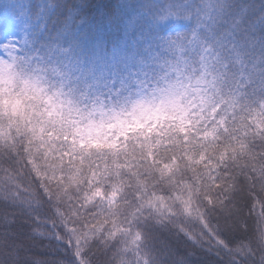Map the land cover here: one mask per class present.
I'll list each match as a JSON object with an SVG mask.
<instances>
[{"label": "trees", "instance_id": "trees-1", "mask_svg": "<svg viewBox=\"0 0 264 264\" xmlns=\"http://www.w3.org/2000/svg\"><path fill=\"white\" fill-rule=\"evenodd\" d=\"M8 25L0 109L47 175L1 181L0 264H264V0H0Z\"/></svg>", "mask_w": 264, "mask_h": 264}, {"label": "rangeland", "instance_id": "rangeland-1", "mask_svg": "<svg viewBox=\"0 0 264 264\" xmlns=\"http://www.w3.org/2000/svg\"><path fill=\"white\" fill-rule=\"evenodd\" d=\"M179 26L178 25H170V27L168 28L169 31H172L174 29H177ZM14 33H13V29L12 26L8 25L1 36V43L3 44L0 47V73L3 74L4 71V64L7 62L8 58L14 54L16 52V41L13 38ZM16 100V101H15ZM13 99L9 102V104L6 106H4L3 108H1L0 110L4 111V113L8 111V108L10 109V111L13 113L14 116H16L17 118H12V120H10V122L15 123L18 121V119L21 121V126L20 128L17 127L18 130L13 131V136L9 137V138H5L4 135H0V143H2L3 145L7 146L12 152L15 153L16 156H18L19 158H17L16 156L12 157V160H9L10 162H12L13 166L9 165L11 167L12 170L14 171H10V170H5L3 169L0 173V189L3 187V183L1 184V181H6L10 175V173L12 172V176L16 177L18 179V175H22L21 177V181H26L28 180L27 177L25 176L26 174L22 173L23 172H33V170L35 171V176L32 175L37 179V180H42L41 178L45 177L47 175V171L46 169L43 170H38V168H32V164L35 166L36 163V167L38 165V163H40V161L38 159H35L31 153L30 150H28L27 152L25 151V149L21 146L20 142H23L24 139L21 136V134L24 132V134H27V132L22 130V126L23 124L26 122V118L29 117H25L22 114V103L19 101V99ZM50 104V111L49 113H51L52 115L57 112V109H55V106L58 104H61V108L64 107L63 105L66 104V106H70V100L69 98H67L66 95H59V96H55L52 97L49 102ZM5 116V115H4ZM56 118V117H55ZM11 119V118H10ZM30 119V118H29ZM4 124V122H3ZM18 125V124H16ZM61 127V126H59ZM56 126H51V132H49V137L52 138V134L55 135L56 132ZM60 131V130H59ZM0 132H4V126L0 129ZM12 134L10 133V136ZM10 139V140H9ZM13 139V140H11ZM16 140V141H14ZM19 143V144H17ZM21 152L18 154L19 149H21ZM2 158H0V162ZM42 162V161H41ZM24 175V176H23ZM92 179V181H94L95 176L91 175L90 177ZM184 178V177H183ZM182 178V179H183ZM9 182H13L16 181L14 178H9ZM188 183V182H186ZM15 184V183H14ZM12 186H8V189H10V191H12V189L15 187V185H19L18 183H16L15 185ZM163 186L165 188H167L164 183ZM162 186V187H163ZM156 187H158V185H156ZM38 188L39 185H38ZM44 191L47 192V189L45 187H43ZM165 190V189H163ZM187 196V195H186ZM186 199V198H185ZM188 205V202L187 204ZM197 208L199 209L200 206L198 205ZM202 209V208H201ZM66 229L68 231V236L69 238H71L73 246L75 247V250L77 252V254L79 256H81V243L79 241V239L76 237L75 233L69 229L68 226H66Z\"/></svg>", "mask_w": 264, "mask_h": 264}]
</instances>
